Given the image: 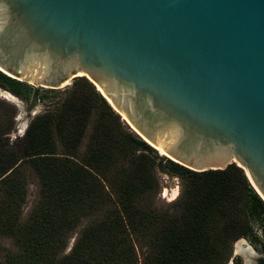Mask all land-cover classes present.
<instances>
[{
  "label": "water",
  "instance_id": "1",
  "mask_svg": "<svg viewBox=\"0 0 264 264\" xmlns=\"http://www.w3.org/2000/svg\"><path fill=\"white\" fill-rule=\"evenodd\" d=\"M0 71L53 90L82 73L168 159L236 164L264 201V0H0Z\"/></svg>",
  "mask_w": 264,
  "mask_h": 264
},
{
  "label": "trees",
  "instance_id": "2",
  "mask_svg": "<svg viewBox=\"0 0 264 264\" xmlns=\"http://www.w3.org/2000/svg\"><path fill=\"white\" fill-rule=\"evenodd\" d=\"M0 86L30 97L27 83L2 72ZM1 135L0 237L14 243L7 264H222L264 218V201L236 165L198 173L167 160L183 191L158 207L155 168L166 159L87 80L23 137ZM32 182L38 199L25 216Z\"/></svg>",
  "mask_w": 264,
  "mask_h": 264
},
{
  "label": "rangeland",
  "instance_id": "3",
  "mask_svg": "<svg viewBox=\"0 0 264 264\" xmlns=\"http://www.w3.org/2000/svg\"><path fill=\"white\" fill-rule=\"evenodd\" d=\"M80 80H87L91 83V81L86 77L77 75L75 81L65 84V86L63 85L61 89L56 90L42 87L37 88L28 84L31 88L29 99L15 95L10 90L0 86V136L3 134L6 139H11V141H15L16 139L23 137L30 123L38 115L46 113L48 110L53 109L55 104L65 100L69 96L70 92L75 88V84ZM34 90H38L36 101H34V97H36V95H33ZM32 114L34 115L31 116ZM94 119L95 118L92 119L91 123ZM26 125L27 129H25L24 134H22V126ZM91 130L92 124L88 129L87 137L90 136ZM136 135L138 136V134ZM87 141L88 138L85 140L84 147ZM84 147L82 148L83 150ZM156 151L160 157L166 159L162 165L156 166L155 168L156 176L160 183V190L156 200V205L162 210H167L170 208V205L175 203L181 197L184 183L181 176L171 171L169 162L167 161L170 159H168L166 156H163L158 150ZM38 191L39 187L37 183L32 182L29 186L28 202L24 209L25 216H28V214L33 209L38 199ZM252 225V233L247 238H242L234 243L233 248H231L230 253L222 264H247L245 257L240 255L242 253L239 252V247L251 252L252 262L255 260L254 257L264 255V218L253 219ZM242 240H244V242H240ZM73 242L74 240L72 241L68 251L71 250ZM0 248V264H7V254L9 251L13 250L14 243L10 239H4L0 237Z\"/></svg>",
  "mask_w": 264,
  "mask_h": 264
},
{
  "label": "bare ground",
  "instance_id": "4",
  "mask_svg": "<svg viewBox=\"0 0 264 264\" xmlns=\"http://www.w3.org/2000/svg\"><path fill=\"white\" fill-rule=\"evenodd\" d=\"M78 76H84V74L80 73L78 74ZM65 86V85H64ZM98 87L100 90H102L101 86L98 84ZM13 97V96H12ZM163 156H166L164 150L162 147H157L156 148ZM239 252L243 254V256L245 257V259L247 260V264H252V256H251V252L244 249V248H240L239 247Z\"/></svg>",
  "mask_w": 264,
  "mask_h": 264
},
{
  "label": "flooded vegetation",
  "instance_id": "5",
  "mask_svg": "<svg viewBox=\"0 0 264 264\" xmlns=\"http://www.w3.org/2000/svg\"><path fill=\"white\" fill-rule=\"evenodd\" d=\"M243 256L242 254H240ZM255 260H253L252 264H264V255L263 256H256L254 257Z\"/></svg>",
  "mask_w": 264,
  "mask_h": 264
}]
</instances>
